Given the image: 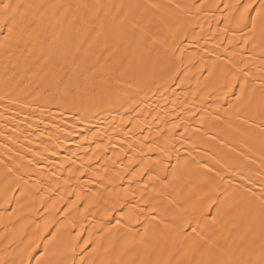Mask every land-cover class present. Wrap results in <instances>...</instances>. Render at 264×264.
Masks as SVG:
<instances>
[{
    "label": "bare ground",
    "instance_id": "6f19581e",
    "mask_svg": "<svg viewBox=\"0 0 264 264\" xmlns=\"http://www.w3.org/2000/svg\"><path fill=\"white\" fill-rule=\"evenodd\" d=\"M10 2L0 264H264V0Z\"/></svg>",
    "mask_w": 264,
    "mask_h": 264
},
{
    "label": "snow or ice",
    "instance_id": "6c2138e0",
    "mask_svg": "<svg viewBox=\"0 0 264 264\" xmlns=\"http://www.w3.org/2000/svg\"><path fill=\"white\" fill-rule=\"evenodd\" d=\"M20 7L21 5L19 4L13 5L10 0H0V10H2L5 15L9 13L15 14ZM245 11H247V9H245Z\"/></svg>",
    "mask_w": 264,
    "mask_h": 264
}]
</instances>
